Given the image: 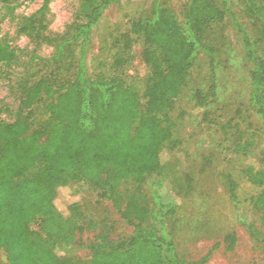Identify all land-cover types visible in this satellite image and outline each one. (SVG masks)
<instances>
[{
	"label": "trees",
	"instance_id": "1",
	"mask_svg": "<svg viewBox=\"0 0 264 264\" xmlns=\"http://www.w3.org/2000/svg\"><path fill=\"white\" fill-rule=\"evenodd\" d=\"M6 2L8 0H0ZM121 0H81L72 32L56 46L48 60L55 68L33 84L22 83L20 109L13 122L1 117L0 106V249L8 264H205L207 255L189 262L182 259L169 233L149 223L150 215L173 216L179 201L161 182L151 189L152 210L123 198L118 186L131 180L136 187L159 173L167 160L163 147L176 133L183 137L187 121L210 120L208 107L217 101L214 49L205 34L210 26L227 20L242 40V58L251 80L249 107L260 114L264 125V58L259 54V37L245 30L231 8V0H185L182 19L162 0H152L142 15L130 22L129 31L115 40L113 65L120 67L123 53L130 49L131 35L142 39V57L150 69L141 101L136 87L118 75H92L86 57L94 26L104 11ZM50 0L24 19L20 31L44 42L55 37L47 26ZM246 12L261 25L264 34V0H242ZM78 48L72 79L60 83L65 57ZM200 55H205L208 81L195 88L190 98L194 111H181L177 120L169 113ZM32 58H36L35 55ZM18 59L16 47L6 36L0 39V66ZM47 118L33 128L35 108L41 99ZM233 119L227 124L231 125ZM207 156L217 145L215 135H203L194 127ZM42 137H45L42 141ZM260 136L234 146L249 155L245 174L261 187L252 199L263 212L264 151L254 149ZM255 139L257 141H255ZM257 157V161L254 162ZM232 200L236 182L223 176ZM88 184L107 199L131 228L126 238L112 239L101 232L90 242V259L81 262L66 256L63 237L69 239L82 217L80 202L61 203L71 183ZM254 214L237 211L238 220L256 241H263ZM36 224L37 229L32 227ZM262 236V237H261ZM233 235L225 239L231 242ZM231 244V243H230ZM231 247V246H230ZM264 250V246L262 247Z\"/></svg>",
	"mask_w": 264,
	"mask_h": 264
},
{
	"label": "rangeland",
	"instance_id": "2",
	"mask_svg": "<svg viewBox=\"0 0 264 264\" xmlns=\"http://www.w3.org/2000/svg\"><path fill=\"white\" fill-rule=\"evenodd\" d=\"M162 1L182 19L185 0ZM80 2L50 0L46 19L55 42L47 43L20 31L24 19L37 11L43 0L0 1V39L4 36L10 39L18 53L15 62L0 66V106L4 109L1 117L5 122H13L20 109L22 83L33 84L41 77L49 76L55 68L48 60L55 53L57 44L71 34L72 24L78 20ZM151 3L152 0H121L109 6L93 28L86 57L90 74L120 76L127 84L136 87L141 101H144L142 94L150 74L142 57L145 44L141 38L131 35V47L123 53L124 62L116 67L113 65L115 40L129 31L130 22L140 17ZM231 8L250 36H260L258 52L264 58V34L259 33L260 23L246 12L242 0H231ZM205 40L214 49L217 87V101L208 107L210 120L200 122L201 116L197 115V120L192 122L185 117V135L178 137L175 133L164 142L167 154L164 168L148 176L139 187L131 180L120 183L122 205L134 200L152 210V185L161 182L178 199L179 208L175 215L165 218L150 215L149 223L169 233L182 259L193 262L207 255L205 264H264V242L252 239L237 218L239 209L248 210L254 214L256 226L264 236L263 212L252 201L261 187L253 185L246 177L249 155L234 151L236 144L250 141L254 135L260 136L254 149L264 151L263 119L249 107L251 80L242 58L240 35L227 20H222L210 26ZM77 53L78 48L74 47L73 56L65 57L60 83L72 79ZM33 55L36 58L33 59ZM207 81L206 57L200 55L173 102L169 113L173 120H177L181 111H194L190 95L195 88H204ZM35 105L33 128H38L47 113L43 98ZM230 119L233 120L228 125ZM195 126L203 135L217 137V145L207 156L201 152ZM226 174L232 175L237 184L235 200L230 198L225 187L223 176ZM60 199L63 204L78 201L82 210V217L71 237H63L66 256L86 262L90 259L88 246L99 233L103 232L112 239L126 238L131 234L132 228L121 219L111 202L99 197L98 191L88 184L71 183L69 192ZM32 227L37 229L36 224ZM228 234L234 237L231 242L225 239ZM0 264H8L2 249Z\"/></svg>",
	"mask_w": 264,
	"mask_h": 264
}]
</instances>
